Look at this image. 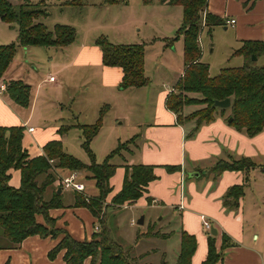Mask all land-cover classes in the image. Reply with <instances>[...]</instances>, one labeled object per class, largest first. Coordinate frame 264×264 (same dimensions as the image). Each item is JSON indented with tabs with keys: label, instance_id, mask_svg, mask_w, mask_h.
<instances>
[{
	"label": "crops",
	"instance_id": "crops-1",
	"mask_svg": "<svg viewBox=\"0 0 264 264\" xmlns=\"http://www.w3.org/2000/svg\"><path fill=\"white\" fill-rule=\"evenodd\" d=\"M114 4L102 5L108 9ZM207 11L224 21V24L214 25L213 31L225 32L230 28L238 44L243 40L264 41V0H207ZM230 19L233 23L228 22ZM38 20L42 22L41 18ZM202 30L208 32L206 26ZM96 38L93 36L91 41L80 42L74 48H70L74 40L64 46H40L45 47L46 53L55 55L49 56L53 59L52 68L43 73L37 72L33 63L35 57L26 56L24 63L30 68L23 69L21 61L18 64L12 61L13 56L1 78L5 84L10 80H21L28 85L29 104H18L6 90L0 93V125H22V146L30 156H36L42 153V146L47 141L58 139L63 142L64 132L57 131L60 126L70 129L78 124H93L103 109L101 126L94 137H99L100 131L111 120L113 126L106 128L108 141L117 145L133 140L125 154L119 152L112 158L117 156L118 159L113 160L117 166L109 178L111 190L106 203L121 187L124 164L153 165L155 174L134 202L111 208H151L161 213L159 219L163 216L176 219L178 238L181 230L195 237L190 264H201L206 257L207 238L212 234L209 228L203 227V220L217 230L212 235L217 251L223 234L232 241L222 249L215 264H264V247L259 246L260 238L264 239V222L257 220L264 211V183L256 190L255 175L250 179L256 169L264 179V165L260 161L264 158V129L248 136L228 124L226 110L224 114L217 112L211 121L201 123L192 136L186 137L192 122L177 123L175 114L165 106L166 95L174 89L177 79L166 90H149L146 88L148 83L118 88L122 70L116 65L103 64ZM117 42L135 43L132 37ZM199 43L201 60L200 37ZM19 47L27 50L30 46L17 45L16 49ZM50 75L54 76L53 80H48ZM35 111L47 117L49 124L44 129L30 125ZM123 124L131 133L127 137L119 135L117 126ZM28 127L33 129L28 131ZM240 157L250 158L255 166L247 172L226 169L217 173L213 169L218 159L229 161ZM165 165H178L179 168L167 171ZM11 175L9 182L17 186L19 171L15 170ZM234 185H241L242 193L237 198V205L230 207L223 199L227 189ZM53 192L59 195L62 203L48 209L54 227L66 230L77 240L91 239L98 230V223L85 206L74 205L76 191L61 188L53 182L46 187L44 198H50ZM35 219L44 224L41 214H36ZM149 237L155 236H146ZM59 238L29 235L17 247L0 248V264H65L63 250L53 258L47 255ZM87 263L85 260L84 264Z\"/></svg>",
	"mask_w": 264,
	"mask_h": 264
},
{
	"label": "trees",
	"instance_id": "trees-1",
	"mask_svg": "<svg viewBox=\"0 0 264 264\" xmlns=\"http://www.w3.org/2000/svg\"><path fill=\"white\" fill-rule=\"evenodd\" d=\"M67 3H72L67 0ZM122 0H101L102 4H114ZM145 3L150 0H143ZM169 5H180L182 8L181 24L176 36L182 38L183 69L180 76L165 98V106L176 116L179 124L194 120L186 137L193 135L203 122L211 121L217 112L230 116L227 121L236 130L253 136L264 129V65L250 64V56L256 58L264 54L263 40H243L233 50V55L243 58V63L235 67H223L213 75H209L208 64L200 60L201 47L199 35L203 27L208 33L214 25L224 24L222 18L207 11V0H161ZM39 3H29L23 0L18 8H14L8 0H0V19L17 26L16 42L0 44V80L7 66L12 60L16 46H64L74 40V29L65 24H55L51 30L38 19L46 15V9ZM102 53L105 65H116L122 70L118 88L140 87L148 83L144 74V51L139 43L113 44L102 35L95 39ZM9 97L22 106L29 104L28 85L21 80H10L6 83ZM194 93L195 95H188ZM228 97L230 104L227 108L212 106L214 99ZM202 104L203 106L182 117L183 106ZM104 110L101 109L97 121L93 124H78L82 135V147L85 149L89 163H83L67 153L58 139L47 141L42 146V153L30 156L22 146V125H0V248L17 247L29 235L56 237L61 234L57 243L48 251L49 258L63 250L65 264H136V257L131 256L132 246H122L111 234V229L105 221L108 207H120L131 204L140 197L149 181L155 178L153 165L136 163L124 164V175L120 189L111 197L110 202L105 199L111 188L109 178L117 166L112 161L114 155L123 149L122 144L105 155L102 161H95V156L89 148L91 139L97 134ZM67 129L60 126L58 132ZM255 163L247 157L218 159L213 169L217 173L223 170H242L247 172ZM167 171H174L178 165H165ZM19 171V184L9 183L11 170ZM69 173L73 170H84L80 179L91 180L93 193L84 196L80 192L74 193V205L85 206L96 218L98 230L89 240H77L66 230L54 227L53 219L48 215V209L61 206V200L56 192L48 199L44 198L47 186L55 180V173ZM42 178L39 180V178ZM83 181V180H82ZM84 182V181H83ZM86 189V184H85ZM242 193L241 185H234L227 189L223 203L236 206L237 198ZM36 214H41L44 224L37 222ZM145 236L161 237L157 231L149 226ZM139 236L137 235L136 238ZM166 237V236H165ZM232 244L228 236L222 235L220 250L214 245V237L207 238L206 257L201 264H215L221 257V251ZM196 241L192 234L183 230L179 233V248L173 264H190V258L195 250ZM161 264H164L161 261Z\"/></svg>",
	"mask_w": 264,
	"mask_h": 264
},
{
	"label": "rangeland",
	"instance_id": "rangeland-1",
	"mask_svg": "<svg viewBox=\"0 0 264 264\" xmlns=\"http://www.w3.org/2000/svg\"><path fill=\"white\" fill-rule=\"evenodd\" d=\"M14 8L23 0H8ZM29 3H40L46 9V15L41 18L47 29L51 30L55 24L69 25L74 29L75 37L70 48L84 41H91L93 36L102 35L109 42L118 44L117 41H127L129 37L135 43L143 46L144 51V74L148 77L146 88L149 90H166L174 84L178 75L183 69L182 38L176 36V31L181 24L182 8L180 5L164 4L161 0H122L106 9L101 0H26ZM230 29V28H229ZM220 29H212L210 32H200L202 43L201 60L208 64L209 75H215L220 68L240 66L243 58L233 55L232 52L238 44L230 32ZM128 37V38H127ZM17 26L15 23H6L0 20V44L16 42ZM45 47L30 46L29 48H17L12 61L18 64L22 62V68L28 67L26 56L35 57L34 64L38 73L46 72L53 66V53H46ZM250 64L264 65V54L256 59L250 56ZM53 76V75H52ZM195 95L194 93H187ZM202 104L191 103L182 108L181 116H188L192 111L202 107ZM45 119V120H44ZM192 124L194 120H190ZM188 122V121H185ZM113 121H109L105 128L99 133V137H93L89 143V148L95 156V161L100 162L105 155L114 147L106 139L108 129L113 126ZM49 124L47 117L35 111L30 125L35 129H44ZM119 135L127 137L131 133L126 130L125 124L118 125ZM63 133V132H62ZM132 138L124 141L120 150L125 154L126 149L132 147ZM82 135L79 127L67 128L63 134V149L83 163H89V157L82 147ZM117 156L114 157L115 160ZM118 159V158H117ZM264 165V158L260 160ZM54 183L58 184L59 173L56 172ZM78 171V170H77ZM15 170H11V174ZM83 176L84 170L79 171ZM258 169L252 172L250 179L254 176V186L256 190L262 187L263 177L258 173ZM11 177L9 181H11ZM258 179H257V178ZM42 176L39 178V180ZM253 179V178H252ZM86 184L84 196H91L94 187L91 180L82 179ZM253 180H251L252 182ZM10 183V182H9ZM11 184V183H10ZM12 185V184H11ZM151 208L128 207L111 208L106 210L105 221L111 229L113 237L120 241L124 247L132 246L131 256L136 257V264H173L179 248L178 230L179 225L176 219L164 217L159 219L161 213ZM143 216V224H137V219ZM264 222V211L257 219ZM132 221V223H131ZM152 231H157L161 237H149L144 235L148 226ZM139 236L136 238V236ZM166 236V237H165ZM56 237H61L57 234ZM168 237V238H167ZM254 239V238H253ZM259 246L264 247V239L260 238Z\"/></svg>",
	"mask_w": 264,
	"mask_h": 264
},
{
	"label": "built area",
	"instance_id": "built-area-1",
	"mask_svg": "<svg viewBox=\"0 0 264 264\" xmlns=\"http://www.w3.org/2000/svg\"><path fill=\"white\" fill-rule=\"evenodd\" d=\"M233 19H230L228 22L233 23ZM54 76H49L48 80H53ZM6 90V84L0 80V93L4 92ZM33 128L28 127L27 130L31 131ZM80 173L79 171L73 170L66 174H60L58 176V185L61 188L84 193L85 191V184L80 179ZM202 225L205 229L209 228V222L207 220L202 221Z\"/></svg>",
	"mask_w": 264,
	"mask_h": 264
},
{
	"label": "water",
	"instance_id": "water-1",
	"mask_svg": "<svg viewBox=\"0 0 264 264\" xmlns=\"http://www.w3.org/2000/svg\"><path fill=\"white\" fill-rule=\"evenodd\" d=\"M251 58H252V59H256V57H255L254 55H251ZM229 104H230V100H229L228 97L223 98V99H220V100H218V99H214V100L212 101V106H214V107H219V108H227V107L229 106ZM230 120H231V117L229 116V117L227 118V121H230ZM58 191H59V189H58ZM136 223H137V224H143V216H140V217L137 219ZM209 232H210V234L215 235V234L217 233V230L214 228L213 225H210V226H209Z\"/></svg>",
	"mask_w": 264,
	"mask_h": 264
}]
</instances>
